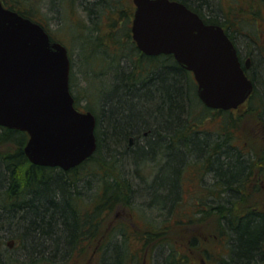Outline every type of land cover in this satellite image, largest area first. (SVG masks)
<instances>
[{"label":"trees","instance_id":"trees-1","mask_svg":"<svg viewBox=\"0 0 264 264\" xmlns=\"http://www.w3.org/2000/svg\"><path fill=\"white\" fill-rule=\"evenodd\" d=\"M3 1L21 14L40 20L31 0ZM179 1L198 12L206 22L237 32L241 30L238 23L245 12L255 20L254 17H261L264 6V0H231L237 4L240 12L237 15L238 12L231 10L234 6H227L224 1L222 10L215 6L214 0ZM88 2L81 5L89 9L96 25L107 18L108 30L100 32L97 25V34L85 33L81 51L88 64L99 70L94 83L113 89L103 98L105 86L96 90L95 84L96 98L85 107L98 118L97 149L70 170L39 165L31 162L24 150L29 134L0 125V264H73L81 257L87 264H147L149 253L151 259L156 254L153 246L168 249L162 264H190L191 254L185 250L186 246L164 230L162 233L151 228L144 233L133 228L130 231L127 218L119 217L115 219L120 223L110 228L109 217L111 222L120 205H126L130 212L135 198L159 205V198H168L178 188L180 165L172 180L157 182L158 174L154 184L136 180L134 170L145 156L154 153L175 164L180 156L182 165L183 149L195 150L199 124L205 122L199 117L200 112L204 118L211 116L213 120L218 115L225 117L214 142L209 144L204 139L203 144L204 148L207 146L204 165L210 166L218 186L211 189L212 196L218 191L221 202L210 201V210H202V216L195 219L189 216L190 222L195 221L200 227L209 215L218 216L216 226L212 224L213 232H219L215 242L229 249L220 264L264 262V137L260 133L259 146L248 148L242 144L249 126L244 125L241 113L235 115V111L244 107L247 114H255L260 126H264V70L261 69L264 65L258 71L254 65L247 70L255 84L247 102L237 109H212L199 98L193 74L174 55L148 56L138 49L131 31L135 9L132 0ZM96 56L130 69H121L112 76L111 68L102 70V64L93 62ZM122 59L127 65L122 64ZM161 67L163 71H159ZM70 82L75 105L81 107L80 97L73 90L72 69ZM191 133L197 137H193L194 145H180L183 147L180 154L170 152L175 151L177 138H186ZM81 177L86 179L82 187ZM94 178L98 180L96 192L85 195L83 191ZM249 182L251 185L247 187ZM131 214L135 217L137 213ZM172 227L171 224L170 230ZM17 230L21 233L17 237L8 234ZM116 230L120 232L116 234ZM128 231L135 236L134 240L129 238ZM11 237L16 243L13 250L6 246ZM198 238L193 237L192 242L196 243Z\"/></svg>","mask_w":264,"mask_h":264},{"label":"water","instance_id":"water-1","mask_svg":"<svg viewBox=\"0 0 264 264\" xmlns=\"http://www.w3.org/2000/svg\"><path fill=\"white\" fill-rule=\"evenodd\" d=\"M133 1V38L144 53H173L194 72L199 97L211 108H237L248 99L254 82L222 25L206 23L178 0ZM70 70L67 46L0 0V125L29 133L25 153L35 164L69 170L97 149L96 116L75 107Z\"/></svg>","mask_w":264,"mask_h":264},{"label":"rangeland","instance_id":"rangeland-1","mask_svg":"<svg viewBox=\"0 0 264 264\" xmlns=\"http://www.w3.org/2000/svg\"><path fill=\"white\" fill-rule=\"evenodd\" d=\"M31 1L32 4L37 8L38 13L36 14V17H40V20L49 28L53 36L65 42L71 51L72 75L74 83L73 90L80 97L81 108L86 109L85 107L88 103H93L94 98H96L95 89L100 90L103 86H105V92L102 94V96L104 98L109 95L113 91V89L107 88V85H103L102 83H94L97 74L96 72H99V70L97 71L96 68H93V65L90 66L88 64L89 62L86 61V56L83 55L81 51L82 43L84 41L83 39L86 38L85 33H89L90 35L97 34V25L100 32H107V18H104V20L96 25L94 22L95 19H93L94 17L92 18L89 15V9L83 7L82 5H79V3L83 4V2L86 3L91 0ZM96 1L97 0H94V2ZM214 1L217 8H221V6H223V1L227 6L229 4H232L231 0ZM69 4H72V7H70ZM230 6H234L231 10L238 12L237 15H239L240 12L237 9V4L234 3ZM223 7L225 9V6ZM202 10L204 9L202 8ZM262 14H264V6L261 10V17H254L255 20L253 19V15L251 18V14H246L245 12L242 15L243 20L238 23V27H240L241 30L237 32V43L240 53L244 60L247 57L251 56L252 68L254 65L256 71L259 70V66H261V64L264 65V19H261L263 17ZM237 15L235 16L237 17ZM85 24L86 26H83ZM232 30L234 32V29ZM118 37H121V35H118ZM93 60V62L96 64L100 63V66L102 64V70L111 68L110 70L113 72L112 76H114L117 71L119 72L121 69H130V67L126 66H123L122 68L118 67V64L106 62L104 58L97 56L94 57ZM123 63H126L125 59H122V64ZM261 69L264 70V68ZM161 70L162 67L159 71ZM165 70L168 72L169 69ZM95 84L96 88L94 89ZM238 113H241L244 125L249 126L248 135L246 139H244L242 144H246L248 148L256 145L259 146L258 141L261 140L260 133L262 138L264 137V126H260V123L256 120L257 118L255 114H247L246 111H244V107L235 111V115H237ZM199 117L204 118V116L201 115V112L199 114ZM203 118L201 120L205 122H201L199 124V130H205L206 132L210 131V135L213 138L217 137V134L219 132L218 129L225 117L223 118L222 116L218 115L216 116V118H214V120L213 118H211V116L205 117L206 119ZM196 120L198 121L199 118H197ZM201 136H198L199 138L196 141L195 150L192 152L191 156L189 155L186 157L184 163L185 167H183L184 169H182V171L180 172V192L178 188H176L175 190L173 189L168 198H159L160 201H158L157 203L160 206L156 205L155 202L139 200L136 198L132 201V208H130V212L129 210H127L126 205L118 206V209H116L117 211L115 212L116 214H114L113 218L111 217V222L109 217L110 228H112L113 224L117 225L120 223V220L115 219V217H119L127 218V226L130 228V231L132 228L143 233L147 230V228H151L158 233H162V231L164 230V232L169 233V236L173 237L178 243L182 242L184 244L183 247L186 246L185 250H187L191 254L190 264H202L205 259L208 261L210 260L212 263L218 264L221 258H223V255L228 254L229 249L218 246V244H216L215 242V240L218 238L217 234H219V232H213L212 224L216 226V219L218 217L217 215H209L206 218V223L200 225V227H198L195 221L190 222L189 219V216H191V218L194 217L193 219L201 217L202 210H210V206L208 205L210 201H213L215 203L221 202L218 197V191H216L215 196H212L211 189L215 187L217 188L218 186L216 185V181H214L211 175V171L209 173L206 168H204V164H206V156H204V137ZM192 144L194 145V142H192ZM170 152H176L175 154H180L179 150H171ZM179 161L180 156H178V158L176 159V164L170 162L172 165L169 166V161L167 162L162 155H158L155 160L143 162L141 160L140 163L137 164V168H135L134 170V175L137 177L136 180H138L139 182H148L149 184H154L156 180L155 177L158 174L160 178L158 179V181L156 180L157 182H159L160 180H172L174 177V171H176V169L178 170V165H180L181 167V163ZM160 163L165 164L163 165V167H160ZM193 167H200V169L198 172L194 173L191 171ZM85 181L86 179L81 177V187L83 185L85 186ZM97 183V179H92L91 186H89L86 191H82L85 193V195L86 192H88L89 195L92 196L93 193L96 192ZM214 185L215 187H213ZM250 185L251 182L247 184V187H249ZM179 196L181 198L177 200ZM173 203L175 204L173 205ZM262 207L264 208V205H262ZM132 212L137 213L135 215L137 219L132 216ZM178 214H180L179 217ZM177 218H179V220ZM180 219L184 220V222H180L179 224ZM171 224L174 226V228L172 227L173 229L170 230ZM130 231H128L127 234L129 235V238H132V240H134L135 236H132V233ZM115 232L117 234L120 231L116 230ZM195 236L199 238L197 239L196 243H193L192 238ZM10 240H14V238L11 237L7 239L6 246L13 250L16 248V243H12V241V244L10 245ZM152 249L153 252L156 250V254L151 259L152 253H149L150 255L147 256L149 263L147 264H162L163 257L167 254L168 249L164 247L156 248L154 246ZM148 252L150 251H146V255H148ZM208 254H210V256ZM83 258L84 257H81L77 260L78 262L75 261L73 264H87V262L84 261ZM92 259L96 260V257ZM6 264L8 263L6 262ZM256 264H264V262Z\"/></svg>","mask_w":264,"mask_h":264},{"label":"bare ground","instance_id":"bare-ground-1","mask_svg":"<svg viewBox=\"0 0 264 264\" xmlns=\"http://www.w3.org/2000/svg\"><path fill=\"white\" fill-rule=\"evenodd\" d=\"M260 87H261V84H260ZM261 90H263L262 88H261ZM198 133V135L197 136H201V137H204V139L205 140H208V143L210 144V143H213L214 142V138L208 133V132H206L205 130H200V131H197ZM196 137V135L194 134V133H191V134H188V136L186 137V138H182V137H180V138H177V140H176V143H178V144H176V148H175V150H179V151H182L181 149L184 147V145H186L187 143H189L190 145H192V140H194V138ZM197 138V137H196ZM180 145H183V147L182 148H180ZM206 148H207V146L205 147V153H204V156L207 154V150H206ZM183 151L185 152V159H184V161H183V163H182V165H181V168H180V172H181V170L182 169H184L183 167H185V165H184V163H185V160H186V157L187 156H191V154H192V152L193 151H191L190 149L188 150V151H186L185 149H183ZM157 156H158V153H154V154H152V155H150V156H148V157H144L143 159H142V162L143 161H149V160H155L156 158H157ZM163 165L164 164H161V166L160 167H163ZM204 168H206L207 169V171L210 173V166L209 165H204ZM213 170V169H212ZM192 171V170H191ZM180 172H179V175H178V190H179V192H180V185H181V183H180ZM211 175H212V177H214L213 176V171H211ZM180 195H181V193H180ZM181 197L179 196V198L177 199V200H179ZM176 200V201H177ZM175 203H173V205H174ZM7 233H8V231H7ZM9 235H11V236H15V237H17V236H19L21 233H20V231L19 230H17V231H9V233H8ZM1 264H3V263H1Z\"/></svg>","mask_w":264,"mask_h":264},{"label":"flooded vegetation","instance_id":"flooded-vegetation-1","mask_svg":"<svg viewBox=\"0 0 264 264\" xmlns=\"http://www.w3.org/2000/svg\"><path fill=\"white\" fill-rule=\"evenodd\" d=\"M70 5V7H72V4H69ZM79 5H81V3H79ZM228 33H229V35H231V34H233L234 36H232L233 38V41L235 42V44L237 45V47H238V43H237V41H238V33H237V31H234L233 32V30H232V28H228ZM233 32V33H232ZM238 51L240 52V50H239V47H238ZM250 58H251V56H249ZM125 65H127L126 63H124ZM133 141L131 140V143H132ZM199 169H200V167H193L192 168V172H194V173H196V172H198L199 171ZM14 242V241H13Z\"/></svg>","mask_w":264,"mask_h":264}]
</instances>
